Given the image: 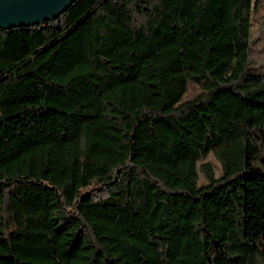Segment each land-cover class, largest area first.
Wrapping results in <instances>:
<instances>
[{
	"label": "trees",
	"instance_id": "1",
	"mask_svg": "<svg viewBox=\"0 0 264 264\" xmlns=\"http://www.w3.org/2000/svg\"><path fill=\"white\" fill-rule=\"evenodd\" d=\"M260 2L75 0L0 29L5 264H264Z\"/></svg>",
	"mask_w": 264,
	"mask_h": 264
},
{
	"label": "water",
	"instance_id": "2",
	"mask_svg": "<svg viewBox=\"0 0 264 264\" xmlns=\"http://www.w3.org/2000/svg\"><path fill=\"white\" fill-rule=\"evenodd\" d=\"M75 0H0V29L30 27L56 19Z\"/></svg>",
	"mask_w": 264,
	"mask_h": 264
},
{
	"label": "rangeland",
	"instance_id": "3",
	"mask_svg": "<svg viewBox=\"0 0 264 264\" xmlns=\"http://www.w3.org/2000/svg\"><path fill=\"white\" fill-rule=\"evenodd\" d=\"M248 57L251 72L264 75V0H261L258 8L252 13V39ZM199 93V86L194 83H188L186 86V92L182 97V101L191 100ZM202 163L210 164L215 177L220 175V163L211 154L201 160L198 163V166ZM197 176L198 184L204 185L206 183L204 174L200 170H197ZM0 264H5V259L0 258Z\"/></svg>",
	"mask_w": 264,
	"mask_h": 264
}]
</instances>
